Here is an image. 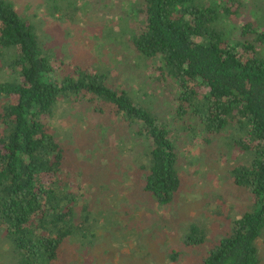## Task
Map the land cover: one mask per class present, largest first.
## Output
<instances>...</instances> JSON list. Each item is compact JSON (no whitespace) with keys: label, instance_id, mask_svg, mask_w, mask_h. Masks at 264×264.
I'll list each match as a JSON object with an SVG mask.
<instances>
[{"label":"trees","instance_id":"16d2710c","mask_svg":"<svg viewBox=\"0 0 264 264\" xmlns=\"http://www.w3.org/2000/svg\"><path fill=\"white\" fill-rule=\"evenodd\" d=\"M74 9L65 12L67 18ZM52 10L47 9L52 16L59 12L55 5ZM136 10L139 26L130 29L127 44L173 93V118L162 119L143 98L112 83L105 64L98 63L91 73L53 58L34 14L0 0V67L5 74L0 78V241L9 244L13 264H59L64 245L81 235L87 214L76 206L67 147L50 119L60 102L86 99L97 113L110 109L134 127L135 140L144 146L141 190L160 207L171 204L182 188L184 151L176 128L202 133L207 143L228 140L227 147L238 149L244 157L229 171V182L251 203L205 255L189 264H260L264 24L242 0H137ZM242 14L247 19H237ZM186 121L192 123L183 126ZM187 237V244L200 246L205 231L196 226Z\"/></svg>","mask_w":264,"mask_h":264},{"label":"rangeland","instance_id":"374dc122","mask_svg":"<svg viewBox=\"0 0 264 264\" xmlns=\"http://www.w3.org/2000/svg\"><path fill=\"white\" fill-rule=\"evenodd\" d=\"M10 1L25 15L34 14L53 58L62 57L64 63H76L91 73L103 63L112 83L143 98L162 119L174 117L173 93L159 72L138 59L127 44L130 29L139 26L137 0ZM242 2L256 12L255 19L263 25L264 0ZM53 5L59 8L54 16L47 12L53 11ZM72 7L75 9L67 18L65 12ZM240 17L248 16L237 19ZM232 23L238 25L236 19ZM4 75L0 67V78ZM91 103L86 99L60 102L50 119L67 147L69 186L74 185L73 192L78 194L76 206L87 214L81 235L64 245L57 262L189 264L200 259L251 203L247 194L229 182V171L244 155L227 147L228 140L207 143L202 133L176 128L175 135H181L178 145L184 151L179 167L182 188L171 204L160 207L141 190L139 166L144 162V146L135 140L134 127L110 109L101 108L102 115L97 113ZM196 226L205 231L200 246L187 244V236ZM8 246L0 241V264H13ZM259 251L260 264H264V233ZM173 252L177 259L169 261Z\"/></svg>","mask_w":264,"mask_h":264}]
</instances>
